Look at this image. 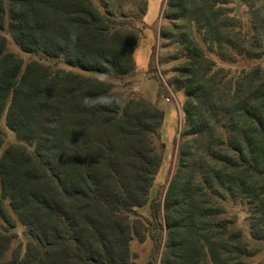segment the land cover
Here are the masks:
<instances>
[{"label":"trees","instance_id":"obj_1","mask_svg":"<svg viewBox=\"0 0 264 264\" xmlns=\"http://www.w3.org/2000/svg\"><path fill=\"white\" fill-rule=\"evenodd\" d=\"M240 2L246 22L232 0L166 1L159 38L180 60L167 83L184 119L176 171L149 204L165 112L123 91L148 0H0V30L22 52L69 67L25 65L0 35V119L18 140L2 151L0 126V217L29 236L9 256L2 229L0 264H133L147 238L151 264L152 223L166 232L159 264H247L264 241V67L232 65L264 57V6ZM147 204L151 219L137 212Z\"/></svg>","mask_w":264,"mask_h":264},{"label":"rangeland","instance_id":"obj_2","mask_svg":"<svg viewBox=\"0 0 264 264\" xmlns=\"http://www.w3.org/2000/svg\"><path fill=\"white\" fill-rule=\"evenodd\" d=\"M161 1L162 0H148V9L144 19L145 28L143 27V37L134 51L135 70L127 77L132 84V87L123 90L125 93L133 90L135 94L142 99L157 103L165 112V120L158 140V147L162 154V163L150 192L149 204L154 199H157L160 202L163 201L169 181L176 171L179 138L180 132L183 128L184 119L183 104L185 97L181 91H177L167 83L168 78L173 75V72L171 71L172 67L178 64L180 60L173 59L172 57L168 58L171 54H175V46L171 44L164 47L159 38L160 26L167 23V21L162 18V12L166 6L167 0L163 1L162 6ZM232 1L236 16L246 22L248 20L247 7L242 5L240 0ZM258 4L264 6V0H259ZM138 26L141 25L138 24ZM0 35L4 36L6 39V50L22 58L25 65L31 61H38L46 66L69 70V67L66 66L63 61L46 59L39 54H27L22 52L7 29L3 31L0 30ZM152 51H154L153 55ZM220 64L230 66L229 64ZM257 66L264 67V57L257 60L239 59L237 64L232 65V67H237L239 69H251ZM122 88L126 87L123 86ZM0 126L3 131V151L9 144L17 143L18 140L15 134L6 126L4 117L0 119ZM2 151L0 152V156ZM1 203L7 205V202L2 200L0 194V204ZM149 204L137 211L138 214L147 219H151ZM231 212L238 214L239 226L249 238L250 231L244 221L245 214L241 213L238 207L232 208ZM10 213L14 219V227L8 228L0 217V231L2 229H8L14 237L8 255L10 256L14 251L23 255L26 245L29 242L27 229L16 220L15 215L11 211ZM159 222H163V208L160 210ZM152 224L154 225L152 226V229L158 232L157 234L161 241V246L156 252L151 264H159L166 232L164 229L161 230L157 224ZM253 245L256 246L257 253L247 260V264H264V241L257 244L253 243ZM152 247L153 242L149 238L143 243L134 240L131 244V251L135 256L133 264H147Z\"/></svg>","mask_w":264,"mask_h":264},{"label":"crops","instance_id":"obj_3","mask_svg":"<svg viewBox=\"0 0 264 264\" xmlns=\"http://www.w3.org/2000/svg\"><path fill=\"white\" fill-rule=\"evenodd\" d=\"M163 1H164V0L161 1V6H162V4H163ZM161 6H160V9H161ZM160 9H159V11H160ZM145 17H146V16H145ZM158 17H159V13H158ZM144 19H145V18H144Z\"/></svg>","mask_w":264,"mask_h":264}]
</instances>
